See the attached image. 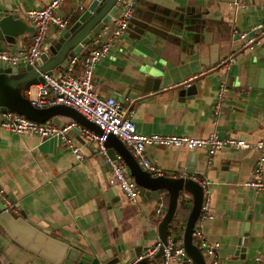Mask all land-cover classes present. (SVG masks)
<instances>
[{"label":"crops","instance_id":"1","mask_svg":"<svg viewBox=\"0 0 264 264\" xmlns=\"http://www.w3.org/2000/svg\"><path fill=\"white\" fill-rule=\"evenodd\" d=\"M48 1L0 0V17L13 13L24 20V10ZM83 1L65 0L60 5L57 12L68 16L67 26L58 36H46L43 51L72 24L77 16L73 9ZM177 7L194 10L182 30L170 27L164 14ZM118 15L117 9L106 24L109 29ZM263 21L264 0H136L127 31L93 69V87L99 96L118 100L141 133L264 139V45L261 52L243 50L238 38V32ZM31 34L15 36L13 43L0 42V48L11 52L25 48ZM261 44L264 37L257 46ZM91 47L88 42L74 56L81 59ZM78 66L79 62L76 70ZM190 80L194 92L186 94L183 85ZM220 82L227 90L214 113ZM57 118L60 124L71 120ZM69 136L81 146L83 160L53 137L0 129V188L11 210L33 229L81 252L105 257L106 264H131L130 255L136 258L158 241L156 225L166 194L160 191L157 201L138 196L129 202L108 184L103 156L82 145L77 129ZM145 154L160 174L179 176L187 169L188 177L205 183L212 218L201 223V230L207 242L219 243V264H264V191L242 185L253 173L257 152L223 148L209 156L203 148L148 146ZM181 198L190 207L189 197ZM177 225L178 245L184 219L179 218ZM0 264L53 263L12 241L0 225ZM170 264L193 263L180 259Z\"/></svg>","mask_w":264,"mask_h":264},{"label":"built area","instance_id":"2","mask_svg":"<svg viewBox=\"0 0 264 264\" xmlns=\"http://www.w3.org/2000/svg\"><path fill=\"white\" fill-rule=\"evenodd\" d=\"M65 0H49L44 6L30 8L22 12L24 20L33 27L31 38L25 48L16 51H8L0 48V65L17 66L20 62L34 67L37 59L43 52L44 40L47 35H59V32L68 22V16L58 14V8ZM136 0H117L119 15L113 20L109 29L105 25L91 40V47L86 55L81 59L76 56L70 57L67 62L56 71L50 74L39 73L41 81L32 85L34 87V98L29 99V87L25 91L26 97L31 104L41 108L54 104H62L76 110L89 122L97 126L100 133L79 126L75 121L70 120L65 124H55L50 119L35 122L19 115L15 112L5 110L0 111V129L11 133H34L40 138H55L59 143L69 148L74 157L81 161L84 154L81 146L75 145L69 136L73 129L78 130L82 138V145L94 149L103 156L105 164L109 170L108 184L117 188L123 196L131 203L138 197L139 187L125 166L120 155L115 154L114 158H109L105 154L103 142L108 134L116 136L134 157L141 169L146 170L151 175H158L156 169L145 154L148 146H164L188 150L203 148L209 156L216 151L229 148L234 150H252L257 152L258 157L253 173L250 178L242 182L246 188L254 192L264 191V178L262 176V162L264 161V139L248 142L242 138L225 136L217 137L210 133L204 137H193L184 134H163L157 132L141 133L135 129L133 122L124 115L121 103L113 97L99 96L92 84V72L99 60L105 57L114 41L127 31L132 18L133 7ZM82 5L78 4L73 13L79 14ZM104 36L99 39V35ZM100 35V36H101ZM264 35V21L258 22L248 30L238 32L241 40V47L252 50L259 44V37ZM79 62L78 69L75 67ZM227 86L220 82L217 86L213 99V112L217 113L223 101ZM203 188L202 202L197 219L193 224L192 242L203 254L206 264H219L217 249L218 242L209 243L205 240L201 230V223L212 218L209 212V196L205 190V183H201ZM0 201L4 206V211H11L10 201L6 198L0 188ZM162 246L160 258L153 260L152 256ZM184 256L181 247H178L172 237H167L166 244L162 245L156 241L153 246L147 247L142 255H138L134 261L147 258L146 264H170L171 261L180 260Z\"/></svg>","mask_w":264,"mask_h":264},{"label":"water","instance_id":"3","mask_svg":"<svg viewBox=\"0 0 264 264\" xmlns=\"http://www.w3.org/2000/svg\"><path fill=\"white\" fill-rule=\"evenodd\" d=\"M117 9V0H84L81 13L77 14L72 24L41 53L34 67L27 64H24L21 69L17 66H0V111L9 110L35 122L50 119L55 124H60L57 117L63 115L75 121L79 126L100 133L96 125L71 107L62 104L41 108L34 106L26 97L25 91L41 81L39 73L50 74L52 71L58 70L82 46L91 42L93 37L108 24ZM193 11L192 8L177 7L172 11H165L164 14L169 17V21L173 24L170 27L182 30L186 28L190 18L194 16ZM29 31H33V27L16 14L7 13L0 17V42L13 43L15 36ZM263 37L264 35L260 36L259 39ZM263 45L254 48L261 52L260 49ZM240 48L248 50L244 47ZM183 86H185L186 94L194 92V84L191 80L185 82ZM103 146L105 147V154L109 158H114L115 154L120 155L129 175L139 187L138 196L141 199L149 197L157 201L160 191H164L166 194V207L156 225L157 237L162 245L166 244L168 226L173 218L177 199L183 196L189 197L190 208L184 221L181 241L178 244V247H181L184 252L181 260L193 264H205L203 254L192 242L193 224L199 214L203 188L196 180L188 177L191 174L190 170L184 169V174L179 176L162 173L151 175L146 170L141 169L116 136L108 134ZM0 225L12 241L30 252L36 253L37 256H42L49 263L106 264L105 257L97 258L86 252H81L73 246L33 229L12 210L5 212L1 202ZM237 244L239 247H243L244 241L239 240ZM146 248H143V251ZM161 252L162 246L158 247L153 256L161 255ZM129 259V261H133L131 264H146L148 261L147 258L134 261L135 255H130Z\"/></svg>","mask_w":264,"mask_h":264},{"label":"trees","instance_id":"4","mask_svg":"<svg viewBox=\"0 0 264 264\" xmlns=\"http://www.w3.org/2000/svg\"><path fill=\"white\" fill-rule=\"evenodd\" d=\"M64 28H66V27H64ZM189 208L190 207L186 206V204L183 202L182 198L177 199L174 215H173V218H172V220L168 226V231H167V235L172 237L174 242L178 241V235L180 234V228L177 225L178 219L183 218L185 221L187 214L189 212Z\"/></svg>","mask_w":264,"mask_h":264},{"label":"rangeland","instance_id":"5","mask_svg":"<svg viewBox=\"0 0 264 264\" xmlns=\"http://www.w3.org/2000/svg\"><path fill=\"white\" fill-rule=\"evenodd\" d=\"M18 67H19V69H21L22 67H21V65H19L18 64ZM29 90H30V93H29V99H33L34 98V92H35V90H34V87L33 86H31L30 88H29Z\"/></svg>","mask_w":264,"mask_h":264}]
</instances>
